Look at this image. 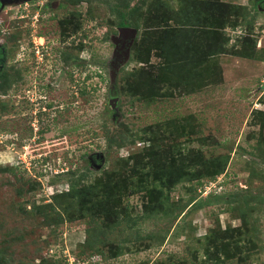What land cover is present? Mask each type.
Here are the masks:
<instances>
[{
  "label": "rangeland",
  "instance_id": "1",
  "mask_svg": "<svg viewBox=\"0 0 264 264\" xmlns=\"http://www.w3.org/2000/svg\"><path fill=\"white\" fill-rule=\"evenodd\" d=\"M151 1L30 0L0 9V37L9 47L6 66L15 68L16 45H22L19 69L27 75L24 87L4 94L0 89V108L6 106L0 109V264H210L202 257L203 237L239 227L242 214L256 245L246 264H264V127L253 117L264 112V3L256 12L255 0H222L250 14L248 25L244 21L226 32L228 46L246 35L256 40L253 58L220 55L219 82L139 100L117 90L120 79L141 66L132 60V49L111 91L113 39L119 34L116 22L126 15L141 25L138 40L144 21L129 9L145 12ZM164 1L177 8V0ZM72 13L81 29L64 35L58 21ZM34 38L43 43L39 59L33 57ZM63 55L74 61L65 63ZM151 61L158 63L155 57ZM172 121L189 133L168 135L163 144L201 149L205 157L228 156L223 174L175 185L168 193L169 214L142 216L143 195L125 197L122 215L106 230L99 228L104 220L95 230L93 222H57L47 213L53 195L68 190L70 171L75 178L86 173L80 180L88 184L119 170L121 159L146 146L137 139L107 149L105 130L127 133L128 128L141 135L160 126L168 134ZM95 153L105 157L99 169V159L95 165L86 160ZM118 248L121 254L112 257Z\"/></svg>",
  "mask_w": 264,
  "mask_h": 264
},
{
  "label": "trees",
  "instance_id": "2",
  "mask_svg": "<svg viewBox=\"0 0 264 264\" xmlns=\"http://www.w3.org/2000/svg\"><path fill=\"white\" fill-rule=\"evenodd\" d=\"M263 3L264 0L253 1L254 10L257 12L258 6ZM140 10L137 7L129 9V12H139L138 19L144 21V31L131 46L132 60L141 66L125 74L120 79L122 84L117 87V90L134 99L167 97L180 90L194 92L220 81L218 76L221 72L215 63L218 56L229 54L251 59L255 53L256 40L250 35L239 37L236 45L228 46L231 36L226 30H235L244 21L249 24L250 14L244 7L222 0H177V8H173L164 0H152L145 12ZM129 21L126 15H121L116 27L135 26L137 30L141 27L136 21ZM58 22L64 35L81 29V23L73 13ZM13 39L16 40V37ZM80 48L82 45H77V49ZM152 57L158 63H152ZM63 59L65 63L74 61L68 55H63ZM4 72L0 81L3 94L13 86L26 85L13 66H6ZM0 109L4 112L6 106ZM253 117L260 122L261 128L264 127V112L255 111ZM169 126L168 134L160 126H157L158 129L150 126L148 131H141V135L132 133L128 128L127 133H119V129L105 130L107 149L134 144L137 139L146 146L138 153L121 159L119 170L104 172L88 184H82L80 180L86 173L75 178V173L70 171L68 190L53 195L47 213L57 222L73 219L93 222L95 230L96 223L104 220L106 223L99 228L106 230L122 215L120 206L125 197L135 193L143 195L142 216L169 214L173 208L168 203V193L175 185L181 181L198 184L203 180L214 181L224 173L228 156L205 157L201 149L163 144L168 135L189 133L182 127L179 129L178 122L172 121ZM263 140L260 137V142ZM86 160L91 165L89 158ZM246 216L241 215V225L237 228L212 231L203 237L202 257L205 263L227 264L234 260L237 264H246L256 248L249 239ZM86 232L91 238V231L87 229ZM121 252L118 248L111 256L117 257ZM168 264L175 263L170 261ZM177 264L187 263L180 261Z\"/></svg>",
  "mask_w": 264,
  "mask_h": 264
},
{
  "label": "water",
  "instance_id": "3",
  "mask_svg": "<svg viewBox=\"0 0 264 264\" xmlns=\"http://www.w3.org/2000/svg\"><path fill=\"white\" fill-rule=\"evenodd\" d=\"M30 0H0V9L7 5L21 4ZM118 37L113 39L115 49L111 65V91L115 89V78L119 67L129 58L130 49L136 37L137 29L132 27H122L118 29ZM113 100H116L115 98ZM110 106L115 109V104L110 101ZM94 156L99 159V164L95 167L99 169L104 161V154L95 153Z\"/></svg>",
  "mask_w": 264,
  "mask_h": 264
},
{
  "label": "flooded vegetation",
  "instance_id": "4",
  "mask_svg": "<svg viewBox=\"0 0 264 264\" xmlns=\"http://www.w3.org/2000/svg\"><path fill=\"white\" fill-rule=\"evenodd\" d=\"M1 11L2 10H0V12ZM1 36L2 37H0V81H1V77L4 76V73H5L4 70H5V67L7 65V59H8V55H9V47L6 46V40L3 37V35H1ZM16 48L17 49H16V52L14 54V56H15V59H14L15 69H17L18 77L20 76V77L24 78L23 82L27 83L26 82L27 81L26 80L27 75L25 76V74L23 72H21L19 69L21 62H23V57H22L23 56V53H22L23 47H22V45H20V46L16 45ZM33 57L35 58L34 54H33ZM19 78H18V80H19ZM19 83H21V81ZM95 158L96 157L94 156V154L89 157V162L91 163V165H95V164H93L94 163L93 161Z\"/></svg>",
  "mask_w": 264,
  "mask_h": 264
},
{
  "label": "built area",
  "instance_id": "5",
  "mask_svg": "<svg viewBox=\"0 0 264 264\" xmlns=\"http://www.w3.org/2000/svg\"><path fill=\"white\" fill-rule=\"evenodd\" d=\"M40 38H38V40H40ZM32 44H33V52L35 54V58L39 59V55L42 57L43 54L41 53V50L43 48V43H41L40 41H37V38H34L32 40Z\"/></svg>",
  "mask_w": 264,
  "mask_h": 264
}]
</instances>
